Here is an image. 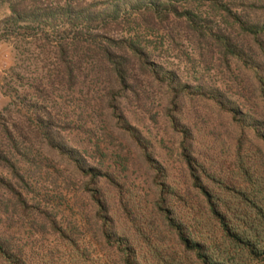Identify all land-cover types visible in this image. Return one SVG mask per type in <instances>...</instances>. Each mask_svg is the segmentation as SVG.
Listing matches in <instances>:
<instances>
[{"label":"trees","instance_id":"trees-1","mask_svg":"<svg viewBox=\"0 0 264 264\" xmlns=\"http://www.w3.org/2000/svg\"><path fill=\"white\" fill-rule=\"evenodd\" d=\"M28 1L10 2L15 20L39 21L49 14L46 8H36L34 0ZM185 1L187 5H183ZM195 1L153 2L143 8L140 18L154 24L171 17L189 39L197 45L203 43L206 49L198 52L199 58L214 56L226 70L233 63L244 75L245 70L250 71L264 103V77L258 62H264V1L243 0L240 9L232 11L220 0H205L208 9L203 15L192 5ZM69 5L64 3L60 11L81 28L67 42L55 45L58 68L52 81H73L77 65L72 52L75 57H95L96 71L106 79L109 90L116 87L125 93L124 101L146 99L145 91L136 88L141 81L159 85L166 101L165 121L179 133L178 166L155 156L150 139L127 122L112 97L106 103L120 125L119 139L149 171L144 180L147 188L134 190L108 169L111 167H100L97 161L77 154L74 147L69 149L50 127V114L36 110L38 144L57 152L79 176L78 195L84 200L79 220L67 211L54 210L42 199L35 201L39 195L33 183L11 159L19 153L15 127H0L5 141L4 147L0 145V170L5 171L0 172V264H264V164L260 153L242 147L238 137L231 160L226 161L207 154L202 146H192L188 129L176 127L178 107L191 100L205 98L226 108L223 91L201 80L193 84L182 81L173 69L154 62L135 36L113 40L92 34L89 26L96 16L81 6ZM214 14L223 25H210ZM227 109L242 124L235 119L236 110ZM250 120L264 144V122L255 117ZM74 228L87 230L97 239L98 248H91ZM22 229L29 230L24 236L34 239L23 243L14 238L16 233L24 234Z\"/></svg>","mask_w":264,"mask_h":264},{"label":"rangeland","instance_id":"rangeland-1","mask_svg":"<svg viewBox=\"0 0 264 264\" xmlns=\"http://www.w3.org/2000/svg\"><path fill=\"white\" fill-rule=\"evenodd\" d=\"M20 1L0 0V127L9 130L15 127L13 136L21 155L15 153L11 159L17 161L19 171L33 183L39 195L35 201L42 199L54 210L67 211L78 219L80 213H84V200L78 195L79 176L57 152L38 144L34 115L38 109L50 114V127H54L69 149L74 147L77 154L91 162L97 161L100 167H111L108 169L134 190L140 186L147 188V180H144L149 171L136 159L135 153L127 151L126 142L119 139L120 125L115 123L106 103L112 97L127 122L150 139L155 156L174 168L178 166L179 133L165 121L166 101L159 85L148 86L141 81L136 88L139 92L145 91L146 99L124 101L125 93L116 87L109 90L106 79L96 71L95 57H75L72 52V61L77 65L73 81H52L58 68L55 45L58 41L67 42L81 28L78 22L73 25V20L62 14L60 9L64 3L70 7L81 6L96 16L89 26L92 34L113 40L135 36L150 51L154 62L173 69L182 81L193 84L201 80L210 88H220L226 108L221 109L205 98L191 100L192 105L186 102L178 107L177 129L185 127L192 146H202L207 154L226 161L231 160L235 140L240 137L242 147L256 149L264 164V144L253 132L250 120L255 117L264 122V103L254 88L255 77L248 70H245L246 75L239 72L241 68L233 63L226 70L214 56L199 58L198 52L206 49L203 43L197 45L189 39L171 17L154 24L143 22L140 18L143 8L163 0H34L36 8H46L49 13L42 15L39 21L15 20L9 4ZM220 1L232 11H238L243 3V0ZM177 3L180 5L179 1ZM187 4L188 1L183 2ZM192 5L202 15L208 9L205 0H197ZM218 18L217 14L210 16L212 27L223 25ZM258 62L264 77V62L261 59ZM236 86L241 91H237ZM228 107L236 110L235 119L242 124L238 125V121L231 118ZM4 142L0 136L2 147ZM112 160L117 163H111ZM0 172L5 174L4 170ZM23 230L24 234L16 233L14 238L23 243L34 239L24 236L29 230L21 232ZM73 232H82L91 248H98L97 239L87 230L74 228Z\"/></svg>","mask_w":264,"mask_h":264}]
</instances>
